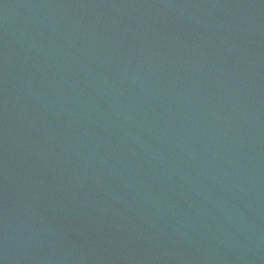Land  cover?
Instances as JSON below:
<instances>
[{"label": "water", "instance_id": "obj_1", "mask_svg": "<svg viewBox=\"0 0 264 264\" xmlns=\"http://www.w3.org/2000/svg\"><path fill=\"white\" fill-rule=\"evenodd\" d=\"M0 264H264V0H0Z\"/></svg>", "mask_w": 264, "mask_h": 264}]
</instances>
